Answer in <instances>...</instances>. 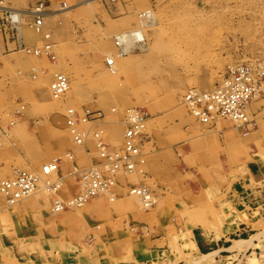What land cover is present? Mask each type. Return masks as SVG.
Instances as JSON below:
<instances>
[{"label": "rangeland", "instance_id": "rangeland-1", "mask_svg": "<svg viewBox=\"0 0 264 264\" xmlns=\"http://www.w3.org/2000/svg\"><path fill=\"white\" fill-rule=\"evenodd\" d=\"M33 2L5 0L19 9ZM124 2L113 19V0H52L63 13L45 17L43 31L31 17L18 35L0 29V181L58 161L32 195L11 205L0 194V264H264V93L248 105L244 128L218 116L204 124L182 103L189 88L213 89L230 67L264 59V0ZM140 26L142 47L132 41L121 53L116 36ZM46 33L51 53H38ZM56 74L69 86L55 97ZM69 108L101 113L78 123L89 132L84 143L68 126ZM135 108L147 117L141 156L132 171L111 172L94 133L126 156ZM212 124L226 129L225 142L209 133ZM91 169L113 184L66 205ZM239 238L252 240L227 249Z\"/></svg>", "mask_w": 264, "mask_h": 264}, {"label": "built area", "instance_id": "built-area-1", "mask_svg": "<svg viewBox=\"0 0 264 264\" xmlns=\"http://www.w3.org/2000/svg\"><path fill=\"white\" fill-rule=\"evenodd\" d=\"M48 0H34L28 9H19L9 6L5 0H0V29L3 32H19V26L22 25L26 17L32 18L31 25L38 31H43L45 17L49 14ZM67 7L66 3L60 4V10ZM146 13H143V16ZM50 34L46 33V41L41 48L50 54L52 42L49 40ZM136 46L141 44V40L135 39ZM116 44L119 51L129 49L123 36H116ZM108 64H112L109 60ZM69 86V79L65 74L55 75L50 88L52 94L61 96ZM264 93V59H258L256 62L240 63L229 68L223 80L210 90H199L189 88L182 98V103L200 122L204 124L212 123L215 116L232 119L238 127L244 128L251 122L247 108L250 102L258 95ZM68 126L78 143H83L89 132L80 131L78 123L81 121L94 122L99 120L101 113L86 112L78 114L74 109L69 108L66 112ZM146 114L135 108L128 111L127 129L124 134V146L127 155L111 150L102 137V130L96 131L94 137L100 156L105 160L107 170L115 172L119 168H125L132 171L135 168V159L140 158L139 151L140 138L146 121ZM58 169V161L54 160L42 167L41 174L35 170H21L12 178L0 181V194L6 196L9 204L17 203L21 198L34 192L41 180V175H51ZM81 178L85 181V191L66 205H81L90 196H96L101 191H106L113 184L112 180L106 179L103 173L98 169H91ZM49 188H54L55 183L47 182ZM138 194L145 196L148 191L138 189ZM149 200V199H148ZM64 204L58 207L63 208Z\"/></svg>", "mask_w": 264, "mask_h": 264}, {"label": "bare ground", "instance_id": "bare-ground-1", "mask_svg": "<svg viewBox=\"0 0 264 264\" xmlns=\"http://www.w3.org/2000/svg\"><path fill=\"white\" fill-rule=\"evenodd\" d=\"M95 0H85V2L86 3H92V2H94ZM97 1V0H96ZM66 6H67V4H66ZM68 8V6L67 7H63L61 10H66ZM71 8V7H70ZM60 10V9H59ZM69 10V9H68ZM52 11V10H51ZM55 11V10H54ZM55 13V12H54ZM146 17V16H145ZM142 21V20H141ZM147 21V20H146ZM154 22V21H153ZM146 23H148V22H146ZM145 22L144 23H142V24H146ZM152 23V22H151ZM23 24V23H22ZM149 24V23H148ZM142 26V25H141ZM141 26H140V28H138V29H133V30H131V31H127V33H120L119 35H117V36H123L124 37V40L127 42V44H128V46H129V43L131 42V40H135L136 38L137 39H139V40H143L144 39V34H143V30L141 29ZM144 27H145V25H144ZM22 28V25L21 26H19V32H20V29ZM37 31V30H36ZM23 34H21L20 33V36L19 37H21ZM142 44V43H141ZM141 44H140V46H141ZM145 46V45H144ZM142 47V46H141ZM123 52V54H124V52L126 53V52H128V49L126 48L125 49V51H122ZM121 52V53H122ZM129 53V52H128ZM109 60H111L112 61V64H114V62H115V60H114V58L113 57H108L107 58V61H109ZM220 118V117H219ZM84 143V142H83ZM48 163H50V162H48ZM47 163V164H48ZM43 167V166H42ZM96 168V167H95ZM36 171V170H35ZM55 172V171H54ZM54 172L52 173V174H54ZM46 175H44V174H42L41 175V178L42 177H45ZM48 177L50 176V175H47ZM46 176V178L48 179V177ZM53 177V176H52ZM57 179V178H56ZM59 179H61V178H59ZM58 179V180H59ZM41 180H43V179H41ZM40 180V181H41ZM47 181V180H46ZM56 181V180H55ZM59 182V181H58ZM41 183V182H40ZM44 183H42L41 184V186L43 185ZM58 183H56V186H58V185H60V184H58ZM45 186H46V184H45ZM44 186V187H45ZM48 187V186H47ZM46 187V188H47ZM43 188V187H42ZM54 188H55V186H54ZM45 189V188H44ZM50 189V188H49ZM53 189V188H52ZM47 190V189H46ZM36 191H38V189L36 190ZM134 191H136V190H132V192H134ZM33 193V192H32ZM32 193L31 194H29V195H32ZM29 195H27V196H29ZM27 196H25V197H27ZM25 197H23V198H25ZM91 197V196H90ZM144 198V201H147L148 203H146L145 202V204L146 205H149L150 204V200L148 201V199H150L151 198V195L150 194H145V196L143 197ZM22 199V198H21ZM20 199V200H21ZM74 200V199H73ZM72 201V200H71ZM58 206V205H57ZM60 208V207H59ZM233 240V239H232ZM252 240V239H251ZM250 238H239V239H234L233 241H234V243L233 244H231L230 246H228L227 247V249H238V250H240L241 249V244H246V245H248L249 243H251L250 241ZM247 247V246H246ZM245 248V247H244Z\"/></svg>", "mask_w": 264, "mask_h": 264}, {"label": "crops", "instance_id": "crops-1", "mask_svg": "<svg viewBox=\"0 0 264 264\" xmlns=\"http://www.w3.org/2000/svg\"><path fill=\"white\" fill-rule=\"evenodd\" d=\"M51 2H52V0H48V3H51ZM125 5L126 4H125L124 0H113V3H111V6H110L113 19L121 18L123 16V14L121 12V8H124ZM49 9H50V12L46 17H53L56 15H61L63 13L61 11L59 12V10H57V9H51V8H49ZM49 29L52 31L55 30V28L51 27V26L49 27ZM209 133L211 135L217 134L219 136L220 141L225 142L224 140H225V135H226V129H219L217 127V124H212L209 128ZM187 142H191L190 137H188ZM184 147L186 149H188V146H184ZM190 183H191V185H193L192 182H190Z\"/></svg>", "mask_w": 264, "mask_h": 264}]
</instances>
